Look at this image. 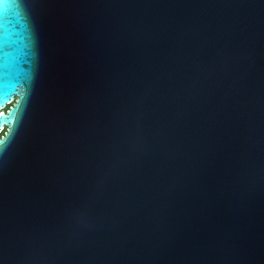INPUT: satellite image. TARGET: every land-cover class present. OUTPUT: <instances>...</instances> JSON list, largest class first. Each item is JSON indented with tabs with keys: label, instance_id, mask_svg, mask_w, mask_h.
Instances as JSON below:
<instances>
[{
	"label": "water",
	"instance_id": "1",
	"mask_svg": "<svg viewBox=\"0 0 264 264\" xmlns=\"http://www.w3.org/2000/svg\"><path fill=\"white\" fill-rule=\"evenodd\" d=\"M0 264H264V0H0Z\"/></svg>",
	"mask_w": 264,
	"mask_h": 264
}]
</instances>
